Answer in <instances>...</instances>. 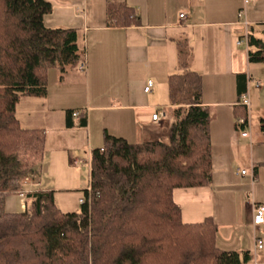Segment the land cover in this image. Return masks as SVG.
Here are the masks:
<instances>
[{
    "label": "crops",
    "instance_id": "0c3cea01",
    "mask_svg": "<svg viewBox=\"0 0 264 264\" xmlns=\"http://www.w3.org/2000/svg\"><path fill=\"white\" fill-rule=\"evenodd\" d=\"M46 1L52 12L43 19L45 27L80 32L87 70L80 73L78 65L77 74L65 79L49 69L46 94L18 103L21 128L44 136L38 178H26L21 190L52 192L62 213L77 212L83 185L89 186L88 164L105 134L130 144L165 139L174 109L167 88L177 66L174 39L187 35L191 67L202 77V107L211 120L212 181L176 190L173 199L184 223L213 221L220 249L249 252L251 264H264V225H253V207L264 206V133L261 118L249 114L251 137L242 138L235 119L241 96L248 92L251 107V90L261 88L253 84L258 79L251 75L248 49L237 43L249 28L264 27V0H116L139 15V24L129 27L108 26L104 0ZM148 81L153 86L146 94ZM256 108L264 111L260 103ZM156 110L165 115L159 124L151 119ZM25 206V198L11 194L4 212L20 214ZM256 239L261 250H255Z\"/></svg>",
    "mask_w": 264,
    "mask_h": 264
},
{
    "label": "trees",
    "instance_id": "16d2710c",
    "mask_svg": "<svg viewBox=\"0 0 264 264\" xmlns=\"http://www.w3.org/2000/svg\"><path fill=\"white\" fill-rule=\"evenodd\" d=\"M104 1L108 26L139 24L134 8ZM51 12L46 0H0V264H251L249 252L218 247L211 219L184 223L173 199L176 190L212 181L211 120L187 35L174 39L176 72L167 77L174 109L165 139L130 144L105 134L91 157L90 203L85 189L77 212L62 213L54 194L42 191L26 194L23 213L4 212L20 180L39 173L43 150V133L21 128L18 103L46 94L49 69L63 76L83 60L77 29L45 27ZM248 61L264 64V27L248 29ZM247 116L245 107L236 108V120Z\"/></svg>",
    "mask_w": 264,
    "mask_h": 264
},
{
    "label": "built area",
    "instance_id": "2783aa9c",
    "mask_svg": "<svg viewBox=\"0 0 264 264\" xmlns=\"http://www.w3.org/2000/svg\"><path fill=\"white\" fill-rule=\"evenodd\" d=\"M254 0H245V4L248 2H252ZM181 18L183 17L182 15L180 16ZM237 45H244L246 47V49H248V32L245 33L244 37H242V39L240 41H238ZM78 70L81 73H85L87 70L86 67V62L82 61L79 66H78ZM254 86L256 89L260 88V82L259 81H254L253 82ZM153 83L151 81L147 82L146 87L144 88V93H150L151 89H152ZM240 105L242 107H245L247 109V118H239L236 120V124L241 127L243 130L241 131L240 135L242 138H250L251 137V131H250V112H249V107H250V103H249V94L248 92L244 93L241 96V100H240ZM77 113H73L72 116L75 117L77 116ZM164 112L162 110H156L155 113L152 115L151 119L152 122L154 124H159L163 119H164ZM78 164H82L83 161H77ZM91 163V161H90ZM90 163L88 164V166L90 167ZM242 176H244L246 174L245 171H241L240 173ZM252 177V176H251ZM26 182V178L20 180L19 185H24ZM87 190L89 191V186L87 187ZM16 194L24 199L26 197V192L20 190L17 191ZM88 202L90 203V191H89V199ZM85 203V199L83 197L79 198L78 200V205H83ZM253 225L254 226H260V225H264V206H254L253 207ZM263 247L262 242L258 239H256V243H255V250H261Z\"/></svg>",
    "mask_w": 264,
    "mask_h": 264
},
{
    "label": "rangeland",
    "instance_id": "374dc122",
    "mask_svg": "<svg viewBox=\"0 0 264 264\" xmlns=\"http://www.w3.org/2000/svg\"><path fill=\"white\" fill-rule=\"evenodd\" d=\"M81 45H82V48H83V51H84L83 58H85V48H84L85 44H84L83 39L81 41ZM251 66H252L251 75H252L253 79L257 78L258 81L261 80L262 85H261L260 90H253V89L251 90L252 91L251 92L252 105L250 107V116L251 115L257 116V118L259 117V119H260V118L264 117V111L263 112L259 111L256 108V105H258L260 103V109H262L263 106H264V64L252 63ZM74 73L77 74V67L73 68V69L67 68L66 73L63 74V76H64L65 79H70V77H73ZM0 93H1V89H0ZM1 108H2V105H1V99H0V110H1ZM166 113H169V112L166 111ZM169 116H170V114H169ZM259 119H257V122H259ZM258 125H259V123H258ZM32 160H34V159H32ZM34 175H35L34 176V180H36L38 178V175L37 174H34ZM83 186H84L83 188L87 189L88 183L85 182V184Z\"/></svg>",
    "mask_w": 264,
    "mask_h": 264
}]
</instances>
